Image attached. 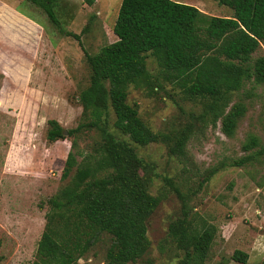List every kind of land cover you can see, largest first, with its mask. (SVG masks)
I'll return each mask as SVG.
<instances>
[{
    "label": "rangeland",
    "instance_id": "obj_1",
    "mask_svg": "<svg viewBox=\"0 0 264 264\" xmlns=\"http://www.w3.org/2000/svg\"><path fill=\"white\" fill-rule=\"evenodd\" d=\"M0 1L34 23L29 35L11 30L8 24L1 26L0 33V264H31L48 199L66 182L61 172L70 149L69 138L46 139L47 120H57L64 129L78 123L82 110L78 95L90 75L85 53L93 55L117 39L112 26L121 0H96L92 6L81 0H54L61 29L78 34L79 39L62 33L40 6L28 0ZM176 1L208 15L232 14L218 0ZM263 54L260 47L253 57ZM147 67L156 71L154 58H147ZM237 100L246 110L233 136H225L219 122L194 131L187 142L193 164L186 167L162 143L133 144L151 171L149 190L160 198L148 219L150 248L143 262L178 263L182 251L168 237V225L183 210L193 227H216L206 264L264 260V84L246 81L232 102ZM128 102L137 104L140 116L155 131L180 128L192 121L190 111L199 110L166 82L153 91L131 86ZM248 134L260 143L251 151L263 152L241 166L231 165L246 154L241 144ZM81 136L80 147L89 149L97 133ZM210 170L215 173L202 181ZM109 243L104 236L77 264H104ZM236 249L248 254L245 263L232 259Z\"/></svg>",
    "mask_w": 264,
    "mask_h": 264
},
{
    "label": "trees",
    "instance_id": "obj_2",
    "mask_svg": "<svg viewBox=\"0 0 264 264\" xmlns=\"http://www.w3.org/2000/svg\"><path fill=\"white\" fill-rule=\"evenodd\" d=\"M28 1L40 6L62 33L79 39L61 29L54 0ZM218 2L232 14L208 15L176 0H121L112 26L117 39L93 55L85 53L90 75L78 95V123L64 129L57 120H47L46 139L69 138L70 149L61 172L66 182L48 199L31 264H77L104 236L110 238L104 264H147V223L160 198L150 192L151 171L133 144L162 143L184 167L193 164L187 142L194 131L219 122L222 133L232 137L246 110L242 101L232 102L235 93L246 81L264 84V54L253 57L264 48V0ZM148 57L156 62L154 72L147 67ZM164 82L199 110L190 111L192 121L180 128L155 131L137 104L128 102L129 88L153 91ZM92 131L97 138L89 149L81 148V135ZM259 145L258 137L248 134L241 144L246 154L230 164L252 160L263 152L251 151ZM214 173L207 171L202 181ZM215 234L213 225L193 227L183 210L168 225V237L182 251L177 264H206ZM232 259L245 263L248 254L236 249Z\"/></svg>",
    "mask_w": 264,
    "mask_h": 264
},
{
    "label": "crops",
    "instance_id": "obj_3",
    "mask_svg": "<svg viewBox=\"0 0 264 264\" xmlns=\"http://www.w3.org/2000/svg\"><path fill=\"white\" fill-rule=\"evenodd\" d=\"M96 3V0H95ZM27 15V14H26ZM11 24L9 21H13ZM9 25L11 30L15 28L17 33H25L29 35V32L33 31V20L28 18L22 12H19L0 1V33L3 29H1L2 25Z\"/></svg>",
    "mask_w": 264,
    "mask_h": 264
}]
</instances>
